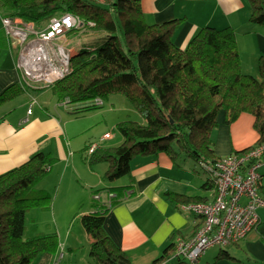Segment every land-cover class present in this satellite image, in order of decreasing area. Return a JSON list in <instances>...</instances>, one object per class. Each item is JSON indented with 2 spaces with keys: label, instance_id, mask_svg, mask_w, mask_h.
Instances as JSON below:
<instances>
[{
  "label": "trees",
  "instance_id": "1",
  "mask_svg": "<svg viewBox=\"0 0 264 264\" xmlns=\"http://www.w3.org/2000/svg\"><path fill=\"white\" fill-rule=\"evenodd\" d=\"M249 2L251 22L264 26V0ZM63 13L80 19L83 25L78 29L100 35L92 43L79 45L71 58L70 73L50 86L58 101L79 114L103 106L96 99L120 92L145 119V123L118 122L123 142L99 146L92 154L91 162L108 163L106 180L129 175L130 161L136 155L165 152L173 159L192 157L205 168L214 165L221 158L215 152L213 131L222 110L228 124L243 112L254 116L258 141L235 152L264 142V55L258 61L259 76L243 72L232 26H204L181 47L174 40L181 19L149 23L141 0H0L2 17H23L38 27ZM29 91L34 89L25 83L10 85L0 92V106ZM55 160L51 153L37 151L22 165L0 174V264H32L41 253L58 248L57 233L24 238L28 210L51 201L49 192L36 185ZM206 172L208 184L214 187ZM259 193L264 197L262 181ZM168 194L178 204L204 201ZM117 196L119 192L112 205ZM92 206L96 211L82 214L81 222L90 235L94 263L134 264L105 229L110 207L95 198ZM176 236L154 264L172 256L177 259L175 264H186L185 258L175 254ZM221 259L235 260L227 246L220 247L214 262Z\"/></svg>",
  "mask_w": 264,
  "mask_h": 264
},
{
  "label": "crops",
  "instance_id": "2",
  "mask_svg": "<svg viewBox=\"0 0 264 264\" xmlns=\"http://www.w3.org/2000/svg\"><path fill=\"white\" fill-rule=\"evenodd\" d=\"M141 5L149 23L181 19L174 34L176 44L181 47L187 46L193 35L204 26H232L241 52L242 70L250 73L253 71L251 69L258 68L259 57L264 55V26L251 22L252 6L249 0H141ZM2 18L0 14V92L16 83H25L34 91L26 92L31 97L27 109L23 108L28 100L20 101L15 108L6 105L7 102L0 106V174L22 165L37 151L51 153L56 160L50 171L56 170L55 176L61 178V184H66L65 190L70 193L73 188L81 189V197L75 195L72 201V209L80 203L75 216L96 211L92 201L97 194L100 195V202L105 204L109 201L108 193L117 195L119 192L117 202L105 213L104 225L108 235L134 264H154L172 243L174 235L192 236L201 222L200 218L184 210L181 202L178 204L171 200L168 193L191 200H213L215 189L208 184L210 177L201 163L183 155L173 159L165 152L136 155L130 161L129 175L106 180L104 175L109 168L107 162L101 160L90 164L82 158L87 156L90 159L92 154L88 153L89 146L112 132L105 131L98 139L86 143L87 138L83 140L80 137L85 128L79 122L87 115L73 114L62 102L57 104L65 109L51 111L40 101L34 94L35 90L50 86L31 85L24 80V72L19 66L20 44L7 33ZM82 33V29L70 31L67 43L78 48L83 40ZM35 104L40 109H35ZM19 106L21 109H17ZM31 106L32 113H28ZM217 121L213 139L218 156L245 150L259 139L251 113L243 112L236 121L228 124L226 113L222 110ZM112 136V139L102 141L100 146H117L123 142V137H117L114 133ZM83 144L85 147H82ZM69 171L78 175L75 183L66 177ZM261 173L264 183V167ZM36 186L48 189L47 181H41ZM258 212V227L237 244L227 246L235 260L221 259L214 262L220 251L219 246H214L199 258L198 264H264V207ZM52 218L57 223L54 213ZM57 235L59 246L55 252L62 243L67 245L71 234H66V238H69L67 242L66 239L63 242L62 232ZM30 237L33 236H27L26 239ZM42 256L40 264H45L46 260V264H56V253ZM176 260L172 256L162 264H175Z\"/></svg>",
  "mask_w": 264,
  "mask_h": 264
},
{
  "label": "built area",
  "instance_id": "3",
  "mask_svg": "<svg viewBox=\"0 0 264 264\" xmlns=\"http://www.w3.org/2000/svg\"><path fill=\"white\" fill-rule=\"evenodd\" d=\"M2 21L10 37L20 44L19 66L27 83L47 81L44 85H50L70 73V52L74 47L67 39L70 31L83 25L77 16L72 13L53 16L43 28L18 17H3ZM48 73H53L49 80L42 78ZM96 103L104 104L99 98ZM28 113H32V106ZM112 138V133H106L100 141L92 143L89 155L102 141ZM263 167L264 142L244 152L221 156L214 165L203 166L212 177L215 197L182 204L184 210L200 218L201 224L193 236H176L175 254L196 263L209 248L237 244L256 229L260 223L258 210L264 207V197L259 193ZM108 197L105 205L111 207L116 195L110 192ZM94 198L101 200L99 194Z\"/></svg>",
  "mask_w": 264,
  "mask_h": 264
},
{
  "label": "rangeland",
  "instance_id": "4",
  "mask_svg": "<svg viewBox=\"0 0 264 264\" xmlns=\"http://www.w3.org/2000/svg\"><path fill=\"white\" fill-rule=\"evenodd\" d=\"M18 18L25 19L23 17H18ZM48 22L49 20L42 27L39 28L45 27ZM82 35H83V40L80 41L79 45H84L94 42L97 39V37H99L100 34L97 31L86 30L84 31V33H82ZM68 38L70 37L68 36ZM76 50L77 48L74 47L72 52H70L72 56L74 55ZM251 70H253L250 71L251 74L255 76H259L258 68L255 70L254 69ZM39 82L36 83L32 82V83L33 85H41V86L47 83V81H39ZM55 82H53L49 86L55 84ZM34 94L38 96L40 101L44 102L48 106V108L51 109V111H53L54 109H58V111H62L60 109H65L64 106H59L57 104V102L59 101L57 99V96H55L53 89L51 87L37 89V91L35 90ZM23 100L25 101L28 100V102H26L23 108V109H27L30 106V100H31V97L29 98V95L27 93H23L18 97L13 98L12 100L8 101L6 105H11L10 107L15 108V106L17 107V104ZM103 100H104L103 106L82 113L85 116L86 115L87 116L86 117L83 116L84 118H82V120L79 123H81V125H83V128H85L86 130L84 129V132L80 137L83 140L87 138L86 143L98 139L100 135L105 131H110L114 133L115 136L117 137H123L122 133L117 127L118 122L122 120L132 119L141 123H145L144 117L135 110L133 103L124 94L120 92L109 93L107 96L103 98ZM6 105L4 107H6ZM17 109H21V107L19 106ZM35 109H40L38 104H35ZM85 144H83L82 147H85ZM106 146L109 147V145ZM111 146H116V145H111ZM82 159H86L87 162L90 164L95 163L93 161L91 162L87 156L86 158H82ZM55 174H56V170L53 169V171L48 172L37 183V185H40L41 181H47L48 189H46V191L49 192L51 196V201L49 202V205L36 206L28 210V212L26 213L27 230L24 235L25 239L27 236L37 235V232L38 234L40 232L48 233V234L49 233L60 234L62 232L64 238L63 242L65 239L67 242L69 238H66V234L68 235L71 234L70 241H68L66 246L64 243H62L63 245H61L56 252L47 251L44 252L43 254L41 253L40 255L41 256L49 255V254L55 255L56 253L58 255L56 264H95L90 256V244H91L90 236L81 222V215L75 216L80 206V203L77 202L78 207L72 209L73 197H75L76 195V197L80 198L81 196L79 193L81 189L73 188L69 193V191L65 190L66 184L65 183L61 184V178L59 176H55ZM66 177L70 178L71 182L75 183V181H77L76 179L78 175L74 174L72 171H69ZM78 180L79 182H81V179L78 178ZM64 194H66V196ZM53 213L56 216L57 223L53 221L52 218ZM71 247L73 250H71ZM217 248L218 247H216L215 249ZM61 252H63V256H61ZM40 255L33 261L32 264L41 263L42 258H40L41 257ZM46 263L47 260L45 264ZM186 264H192V262L186 260Z\"/></svg>",
  "mask_w": 264,
  "mask_h": 264
},
{
  "label": "bare ground",
  "instance_id": "5",
  "mask_svg": "<svg viewBox=\"0 0 264 264\" xmlns=\"http://www.w3.org/2000/svg\"><path fill=\"white\" fill-rule=\"evenodd\" d=\"M51 75H53V73H48V74L43 75L42 78H47L46 80H49L50 79L49 77H52Z\"/></svg>",
  "mask_w": 264,
  "mask_h": 264
},
{
  "label": "water",
  "instance_id": "6",
  "mask_svg": "<svg viewBox=\"0 0 264 264\" xmlns=\"http://www.w3.org/2000/svg\"><path fill=\"white\" fill-rule=\"evenodd\" d=\"M70 58H72V55H71V53H70Z\"/></svg>",
  "mask_w": 264,
  "mask_h": 264
}]
</instances>
